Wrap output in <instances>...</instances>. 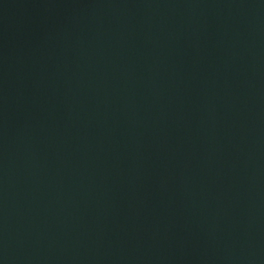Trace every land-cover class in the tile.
I'll return each instance as SVG.
<instances>
[{
    "label": "water",
    "instance_id": "water-1",
    "mask_svg": "<svg viewBox=\"0 0 264 264\" xmlns=\"http://www.w3.org/2000/svg\"><path fill=\"white\" fill-rule=\"evenodd\" d=\"M0 264H264V0H0Z\"/></svg>",
    "mask_w": 264,
    "mask_h": 264
}]
</instances>
